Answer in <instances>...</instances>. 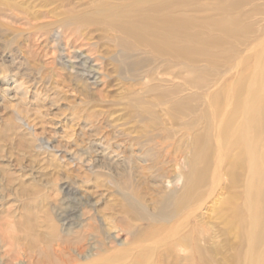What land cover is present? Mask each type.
Masks as SVG:
<instances>
[{
	"label": "rangeland",
	"instance_id": "obj_1",
	"mask_svg": "<svg viewBox=\"0 0 264 264\" xmlns=\"http://www.w3.org/2000/svg\"><path fill=\"white\" fill-rule=\"evenodd\" d=\"M16 2L21 12L27 11L30 15H35L36 19L28 23L13 17L0 18V264H20L27 261L22 255L16 256V246L26 248L30 243L42 247V243L36 239L30 240L31 234L39 233L42 237V233H47L50 227L63 229L62 221L56 220V216L60 215L67 217L64 223L68 221L75 229L81 226L85 230L98 226L91 219L96 216L99 222L102 221V225L107 224L115 229L112 234L118 235L117 243L146 244V249L158 247L152 258L155 264H244L245 243L238 244L235 233L224 230L221 216L232 203L241 205L240 195L247 178L245 167L236 170L237 180L234 184L229 185L228 179L221 182L217 188L221 195L213 194L207 199L204 209L195 213L192 226L197 222V229L201 231L203 228L205 236L204 241H195L203 247L201 257L195 253L187 260L178 247L166 252V246L161 245L163 243L160 241L150 245L148 240L151 238H145L147 234L136 239L130 236L128 229L134 231L143 230L147 226L152 228L154 223L150 220H137L132 212L120 213L124 211L121 205L126 203L123 194H135L142 205L153 208V204L160 201L156 188L151 184L153 177L163 172L172 173V159L186 171L183 158L188 146L182 144L180 149L168 146L171 139L157 131L154 133L150 121L146 123L148 126L139 121L135 99L148 104L156 92L144 93L143 80H138V76H127L132 71L119 69L117 63L110 60V56L116 55L118 48L107 35L111 37L110 34L114 33L107 34L101 30L89 32L87 42L95 46L94 55L101 56L100 61H94L92 57H86L85 50L72 46L75 44L72 37L70 41L65 40L63 27H44L47 23L60 19L62 14L70 13L71 7H75L76 13L93 12L94 6L90 4V0ZM44 2L50 3L47 5ZM3 9L0 6V11ZM47 10L53 12H48L45 18H39L40 11ZM230 13L229 17L234 18V24L230 28L239 31L237 37L240 36L238 39L241 44L237 53H230L226 64L218 60L217 83H222L226 88L240 87L242 99H250L248 110L239 105L238 118H242L244 114L246 117L253 113L254 108L255 111L256 108L264 110L261 90H253L246 85L247 81L259 77L263 72L264 54H260L264 52V44L261 45L264 37V0L240 1L236 11ZM186 15L197 21L206 15H213L215 19L220 17L210 11L190 12ZM138 58H142V54ZM257 63L259 64L256 66ZM137 72L147 71L143 68L137 69L135 73ZM76 73L84 79H77ZM166 78L162 76L161 80L151 82L159 85L160 88L156 91L171 83ZM227 107L224 105V109ZM230 108L231 106L227 109ZM159 113L160 122L172 129L170 118L164 112ZM101 148H106L105 154L117 161L112 167L119 171L118 162L123 155L128 156L131 150L135 153V160L144 157L145 162L139 164L147 169L140 174L133 173L143 182L139 188L134 187L133 191L129 189L133 185L132 178L129 177L131 171L124 173V178L115 175L110 177L104 170L97 168V160L101 158L100 153H103ZM234 150L231 149V155ZM141 152L147 155L140 157ZM94 169L99 172L93 174L91 170ZM103 189H106L105 194L100 197L98 193ZM216 198H219L217 202ZM262 198L259 207L264 204V195ZM96 200L100 202L98 205H94ZM114 213L119 214V217L112 219L110 215ZM120 216L123 218L120 219ZM117 226L120 228H114ZM164 236L166 233L156 239L165 238ZM107 245L114 246L110 243ZM263 245L264 241L261 246ZM51 261L46 253H42L35 256L33 264H53ZM74 262L79 261L69 264Z\"/></svg>",
	"mask_w": 264,
	"mask_h": 264
},
{
	"label": "bare ground",
	"instance_id": "obj_2",
	"mask_svg": "<svg viewBox=\"0 0 264 264\" xmlns=\"http://www.w3.org/2000/svg\"><path fill=\"white\" fill-rule=\"evenodd\" d=\"M90 1L94 6L93 12L76 13L75 7H71L70 13L62 14L60 19L49 22L44 27L54 25L63 27L65 40L70 41L72 37L74 41H71L75 43L72 46L78 50L80 48L85 50L86 57H92L94 61H100L101 56L94 55L95 46L87 42L89 32L101 30L105 33H114L110 34L111 37L107 35L118 48L116 55L110 56V60L117 63L119 69L132 71V74L127 76L132 78L138 76V80H143L144 93L156 92L148 104L143 100L135 99L139 121L144 125L150 121L154 133L157 131L171 139L168 146L171 145L176 149H180L179 146L182 144L188 146L183 158L186 171H183L180 164L172 159L174 162L172 173L163 172L153 177L151 184L156 188V194L160 199L158 204L152 203L153 208L142 205L135 194H123L126 203L121 205L124 211L120 213L132 212L137 220H150L154 223L152 228L147 226L143 230L134 231L128 229L130 236L136 239L147 234L145 238L152 239L148 240L150 245L160 241L163 243L161 245L167 247H165L166 252L178 247L179 252H183L187 260H190L195 253L201 257L203 247L195 241H204L205 236L203 228L202 232L197 229L199 226L197 222L194 221L195 225L192 226L195 213L201 208L204 209L207 199L213 194L221 195V192L217 191L221 182L228 179L229 185L234 184L237 180L236 170L245 167L247 178L243 193L240 195L241 205L230 203L221 219L224 230L228 233L233 231L238 244L245 243L244 264H264V245L261 246L264 241V204L258 206L264 195V110L256 108L255 111L254 108L255 112L250 113L249 109L248 116L245 117L243 112L242 118H238L239 105L248 110L250 99L248 101L242 99L240 87L233 89L222 86L220 82L218 84L216 73L218 60L226 64L230 53L239 51L241 44L238 39L240 36L237 37L239 31L230 28V25L234 24V18L229 15L231 11H236L240 1L243 3L247 0H209L206 1L207 3L203 0ZM0 6L4 8L0 11V18L13 17L31 23L36 17L27 11L21 12L16 0H0ZM208 11L220 17L215 19L213 15H206L197 21L186 15L190 12L192 14ZM48 12L53 11H40L39 18L47 17ZM263 44L264 37L261 40V45ZM141 54L142 58H138ZM262 54L264 52L260 55ZM262 67V75L247 81L246 85L253 90L254 88L261 90L264 98V64ZM143 68H146L147 72L135 73L137 69ZM162 76H166V81L171 83L156 91L160 88L159 85L151 82L161 80ZM75 77L80 80L83 78L79 74ZM224 105L231 108L224 109ZM159 112H164L163 114L170 118L172 129L166 128L160 122ZM231 149H235L233 155L230 154ZM105 150L106 148H101L103 153H100L101 158L97 160V168L104 170L110 177L115 175L124 178L126 177L124 173L131 171L132 177L130 175L129 177L132 178L133 185L129 186V189L133 191L139 188L143 182L133 173L140 174L147 169L142 166L143 164H139L145 162L144 157L135 160L133 158L135 153L131 150L128 156L123 155L118 162L119 171L112 167L117 161L105 154ZM115 150L113 152H116ZM139 155L141 157L147 153L141 152ZM91 172L95 174L99 171L94 169ZM105 191L106 189H103L98 193L100 197L104 196ZM218 199L216 198L215 201ZM99 203L96 200L94 205ZM63 216H56L57 221H62L63 229L50 227L47 233H42V237L39 233L31 234L30 240L36 239L42 243V247L29 243L23 248L16 244L14 251L16 256L19 254L27 258V261L24 260V263L20 262V264H33L35 256H40L42 253H46L53 264H69L72 261H79L74 264H155L152 258L158 245L157 248L149 247L151 249L149 250L146 249V244L117 243L118 235L112 234L115 229H111L107 224L102 225V221L99 222L96 216L91 219L98 226L92 230H85L83 227L80 228L81 226L77 228L78 224L75 229L72 223L69 224L68 221L64 223L67 217ZM110 217L117 218L119 214L114 213ZM122 218L120 216V219ZM67 225L68 227H65ZM162 233H166L165 238L156 239ZM199 235L202 237L200 238ZM18 241L20 242L19 239ZM107 243L114 246L110 247ZM159 259L156 261L159 262Z\"/></svg>",
	"mask_w": 264,
	"mask_h": 264
}]
</instances>
